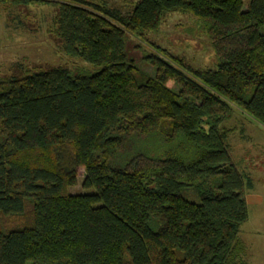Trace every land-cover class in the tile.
<instances>
[{"label": "trees", "instance_id": "obj_1", "mask_svg": "<svg viewBox=\"0 0 264 264\" xmlns=\"http://www.w3.org/2000/svg\"><path fill=\"white\" fill-rule=\"evenodd\" d=\"M0 3L52 7L62 54L94 69L0 78V264H249L239 232L251 181L221 123L235 107L264 127V0H137L129 13ZM173 13L194 20L215 69L141 47ZM64 148L90 193L67 192L76 173L58 164ZM187 187L199 202L181 196Z\"/></svg>", "mask_w": 264, "mask_h": 264}, {"label": "rangeland", "instance_id": "obj_2", "mask_svg": "<svg viewBox=\"0 0 264 264\" xmlns=\"http://www.w3.org/2000/svg\"><path fill=\"white\" fill-rule=\"evenodd\" d=\"M92 1L129 13L137 0ZM245 5L246 2L244 8ZM54 14V9L49 6L17 7L0 3V78L19 76L26 69L42 70L57 66L94 71L62 54L58 41L50 31ZM195 27L194 20L188 16L168 14L156 32L140 39L143 44L135 41L129 50L138 61L142 54L136 45L141 44V47L146 48L144 42H151L165 49L168 54L183 59L193 69H215V54L203 34H195ZM143 68L146 73H153L152 68ZM221 126L231 130L227 139L230 154L239 170L250 178L254 186L246 196L248 220L239 232V237L247 245L246 260L249 264H264V199L259 202V196L264 197V127L235 107ZM57 157L63 171L74 170L76 173V184L67 192L71 195L90 193V190L81 187L84 170L73 166L70 149L60 150ZM180 194L190 202H199L191 187L183 188Z\"/></svg>", "mask_w": 264, "mask_h": 264}, {"label": "crops", "instance_id": "obj_3", "mask_svg": "<svg viewBox=\"0 0 264 264\" xmlns=\"http://www.w3.org/2000/svg\"><path fill=\"white\" fill-rule=\"evenodd\" d=\"M249 178V177H248ZM250 179V178H249ZM251 181V180H250ZM253 185H252V183L250 184V186L246 189V191H245V198H246V196H247V193L249 192V191H251V190H253ZM262 199H264V197H261V196H259V202H262ZM246 203H247V200H246ZM247 208H248V203H247ZM244 242V241H243ZM245 243V242H244ZM246 245V244H245ZM246 248H247V245H246ZM247 254V253H246Z\"/></svg>", "mask_w": 264, "mask_h": 264}]
</instances>
